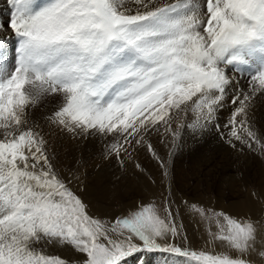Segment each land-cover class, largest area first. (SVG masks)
I'll return each mask as SVG.
<instances>
[{"label": "snow or ice", "instance_id": "snow-or-ice-1", "mask_svg": "<svg viewBox=\"0 0 264 264\" xmlns=\"http://www.w3.org/2000/svg\"><path fill=\"white\" fill-rule=\"evenodd\" d=\"M7 2L9 20L0 23V264H72L45 255L49 244L70 245L83 254L80 264L187 255L174 243L182 229L170 197L163 207L140 202L126 216L98 217L79 194L81 178L57 167L52 138L98 137L106 156L123 163V154L160 131L161 120L175 136L168 109L195 110L207 124L230 103L222 138L237 152L264 154L250 118L254 94L264 95V0H204L203 10L198 0ZM8 29L12 35H3ZM257 52L262 59L246 92L229 73L243 71ZM49 95L61 99L41 125L32 110ZM190 210L215 222L207 243L237 254L192 253L202 264H264V219Z\"/></svg>", "mask_w": 264, "mask_h": 264}, {"label": "rangeland", "instance_id": "rangeland-1", "mask_svg": "<svg viewBox=\"0 0 264 264\" xmlns=\"http://www.w3.org/2000/svg\"><path fill=\"white\" fill-rule=\"evenodd\" d=\"M125 2L128 4H132L133 0H125ZM202 2H204V0ZM4 4L6 7L8 6V8H5L3 12H0V23L6 24L7 21L9 20L8 14H9V10H10V5L6 1L4 2ZM202 4L203 3H201V6H202ZM5 33L12 35L11 30H9V29H8V32H5ZM13 42L14 41H12L9 44L10 49L13 46L12 45ZM241 73L246 74V75L244 78H239V81H241V79L243 80L242 82L238 81L239 86L244 91H248L249 87H250V84L248 82L250 80V73H245V71H242ZM229 74L232 75L234 79H237L236 77H237L238 73L234 74V73L230 72ZM59 102H60L59 97H56L55 95H49L48 97H46L45 99H43L41 101L40 105L37 106L38 108H35L32 110V112H33L32 116L38 117L41 120H43L45 118L44 115L48 112H51L57 106V104ZM189 103H191V102H189ZM226 105H227V106H225L226 110H224L225 114H223V115L217 114V116H216L217 118L214 117L212 120L213 122L212 121L210 122V123H213L215 125L218 124L217 127H215L214 132L211 133V136H210L211 140L209 141V143H211L212 145L227 144L222 137L224 135L228 134V128L225 127V125H226L225 123H227V121L230 117V110L234 107V105H232L230 103H228ZM251 105L252 106H251L250 111L255 110L257 108L256 111L259 110L258 112L261 113V114H252L250 112L251 113L250 114L251 120L253 119L252 120V126L254 125L253 130L256 132V134L258 133L257 134L258 137H259V135L264 137V131L256 126L260 122L264 123V116H263L264 115V110H263L264 109V95H262L260 92L255 93V95L253 96V99L251 101ZM165 106H167V105H165ZM42 108H44V109H42ZM259 116L261 119L259 118ZM215 119H217V120H215ZM257 120H258V122H257ZM253 123H255V124H253ZM158 133L161 135V132L151 131V133L149 135H146L144 143L142 145H136L137 148H134L131 150L130 156L123 154L125 156L123 163H119L117 160H115L116 159L115 157L108 159L109 157H107L105 154L106 153V150H105L106 149L105 148L106 141L102 142L100 147L96 148L95 150H92V152H89L88 154L81 155V157L72 152V151H75V150H73V145L78 144L80 141H82L84 143L91 144V142H92L91 140H93V138H91V139L86 138L83 140L66 138V144H64V145L62 144V147H61V145H59L60 142L56 138V140L54 141V144L59 149H62V150L64 149L65 151H67L68 154H65V156H66V161H67L68 166H67L65 172H67L69 167L74 168L73 169L74 173L76 175H79V177L81 178L82 183H79V182H77V183L79 184V187L82 189V188H84V186L88 185L89 182H91V178L95 175V173L97 172V170L99 168L104 167V168H102V170H103L102 172L105 174H107V171H111V173H112L114 170H118V172H120V173L124 172L123 174H125V172L127 171L125 169L127 167L126 165L129 164V161H130L132 155L134 154V152H136L137 149H142V148L145 149L146 147H148L149 144H151V145H153V143L157 144L158 142H156V141L160 140V139H161L160 145H162V142L163 143L165 142L163 140L162 136H160ZM152 134H153V136H152ZM175 137H176V135L174 136L172 134L168 140L171 142H174ZM53 138H55V136ZM158 138H160V139H158ZM61 142H63V141H61ZM71 143H72V145H71ZM226 146H228V145H226ZM239 154L242 155V157L244 156L243 160H246V161H248L252 156L261 155V153L258 154V152L257 153L248 152L247 150L244 152H237V151L231 152V151H229L228 153H223V152L207 153V155L206 154L201 155V157H199L195 163V164H197V163L202 164L207 158H208V161L212 160L214 163L216 162L215 163L216 168L213 166L211 168L210 167L207 168V170H206V168H203V167L200 169L199 168L197 169L194 167H189L186 162L184 164L185 167H182L180 169H176L177 171L174 170L173 167L171 169L169 167H167L166 168L167 170L161 169V167H160V170H158L157 174H158L159 186L161 187L162 190L159 192H155V194H152L151 197H147V199H145V200L143 198H141V200H143L142 203L145 205L154 203V204L160 205L162 207L166 206L167 198L170 197L173 200L171 207H172L173 212L176 213V223L179 224L181 226V229H182V232H181L182 238L175 239L174 243L176 244V246L181 247L183 252H186L188 254L184 255V254H179V253H162V252L143 253L140 255V257H139V255H138V258H137V256H133V257L128 258L127 261L130 259L132 260V259L137 258L136 264H158L157 261H159V262L161 261V263H162L163 260H165V258L170 257L171 261H174L173 264H202V262L199 261L197 259V257H194L192 255V253H196L197 255H199L200 253L203 252V253H207V254L220 255L218 253L215 254L214 251L210 252L208 249H204L201 246L198 247L199 245L196 247L191 245L190 248H186L188 230H192L194 233H196L197 234V236H196L197 241H199L201 243L200 240H202V238H204L205 241L209 240V228L211 227L212 230H215V228H216L215 222H213L211 225H209V222L207 220L202 219L200 214H198L197 212H195L193 210H190V206L196 205L197 207L206 209L209 212H211L212 210H215L217 212L223 211L225 213L232 215L233 217H238V216H236V215H240L238 212V209H239L238 207H240L242 205V201L247 198L246 197L247 195H252L256 201L260 202V199L258 196V189L256 187V181L258 179H257V176L254 175L255 170L253 169L252 171H250L249 177H245L244 174H243V179L241 178L240 174L236 177V171L237 170L234 168L235 167L234 161L236 160L237 157H239ZM59 155H60V153L56 154L57 167H59V165L61 164V161H62L61 157H59ZM227 157H229V158H227ZM225 158H227L228 160L226 159L223 161L222 159H225ZM105 163H106V165H105ZM79 166L80 167L82 166L81 167L82 169ZM221 168L227 169L225 172V175H224V176H228L226 181H224V180L220 181V177H221L220 175L221 174H220V172L218 173V171H220ZM165 170L168 172L167 178H164L162 176V172H164ZM179 170L181 171V173ZM92 171H94V173L90 174ZM150 174H152V173H146L145 174V175H148L147 177L149 180H151V177H152ZM87 175H88V177H87ZM85 176H86V178H85ZM159 176H160V178H159ZM160 181H161V184H160ZM253 181H255V182H253ZM241 183H244V185L242 187H240ZM76 186H77V184H73V187H76ZM155 189H157V187ZM171 189H174V193H177V196H178V194L179 195L181 194V191H183L184 199H180L181 198L180 196H179V198L177 196H172ZM134 192H135V190H133L131 193H134ZM135 197H137L135 194H133V195L129 194L127 196L126 202L129 203V202L133 201V199H135ZM183 201H186L187 203H183ZM259 209L261 210L262 213L258 214V217L254 218V219H264V212L262 211L264 209V207H261ZM127 214H128V212H126L125 214H123L121 216H126ZM96 216H98V215H96ZM98 217H103L105 219L111 218L109 216H98ZM189 226L191 228H189ZM262 235H264V233H262ZM213 244L218 245V247H220V249H223V250L226 249L220 241H216L215 243H212V245ZM229 251L234 252L233 250H229ZM189 260H191V261H189ZM81 261L82 260H74V261H72V264H80Z\"/></svg>", "mask_w": 264, "mask_h": 264}, {"label": "bare ground", "instance_id": "bare-ground-1", "mask_svg": "<svg viewBox=\"0 0 264 264\" xmlns=\"http://www.w3.org/2000/svg\"><path fill=\"white\" fill-rule=\"evenodd\" d=\"M5 1L7 2V0H0V12H3L5 8H8V6L6 7L4 4ZM202 1L203 0H198V2L200 4L203 3L201 6V8L203 10L204 2H202ZM2 34L6 35V36H10L8 33H2ZM245 75L246 74H240V75L237 74L236 78L239 81V78H244ZM242 81L243 80L241 79V81H239V82H242ZM167 107L168 106H165V108H167ZM42 109H44V108H42ZM224 110H226L225 107L223 109H221L218 114H221V115L225 114ZM256 110H257V108L255 110L250 111V112L252 114H261L258 112L259 110L258 111H256ZM32 114H33V112H32ZM145 115H148V114L145 113ZM45 116H46V114L44 115V117ZM260 116H259V118H260ZM34 118H35L37 123H39L41 125H45V118L43 120H41L38 117H34ZM165 119H171V129L175 130V132H176V134H175L176 137L174 139V142H171L168 140L173 133L171 131H169V132L164 131L163 120H161L160 123L157 125V127L160 128L159 132H161V135L159 133L158 134L160 136H162V138L165 142L164 143L162 142V145H160L161 139L158 138L160 140L156 141V142H158L157 144L153 143L152 147L155 149L156 153L162 159H164L167 162V165H168L167 167H169L170 169L173 167V169L176 170V169H180L182 167H185L184 166L185 162L187 163V165L189 167H194L197 169L198 168L200 169L203 167V168H206V170H207V168H209V167L211 168L213 166L216 168V164H215L216 162L214 163L212 160L208 161V158L202 164H200V163L195 164V163H196V160L199 157H201V155H205V154L207 155V153H216V152L228 153L229 151L236 152V150L230 148L229 146H226L228 144L212 145L211 143H209V141L211 140V137H210L211 133L214 132V129H215V127H217L218 124L216 123L217 125H215L213 123H210L211 121H209L207 124H205L204 120H201L198 118V112L195 110H189L187 112H183V111H179L177 109H168V115L165 116ZM215 120H217V119H215ZM257 122H258V120H257ZM253 124H255V123H253ZM256 126L264 131V123L263 122H260ZM45 131H47V127H45ZM152 136H153V134H152ZM259 137L264 138L261 135H259ZM56 138L59 140V142H60L59 145H61V147H62V144L63 145L66 144V138H68V137L61 138L59 136H55V138H52L55 153L56 154L60 153L59 157H61V160H62L61 164L59 165L58 168L65 172V170L68 166L65 154H68V153L64 149H63L64 150L63 151L62 149H59L58 147L55 146L54 141L56 140ZM61 141H63V142H61ZM91 141H92L91 144L84 143L82 141H80L78 144H74L73 150H75V151H72V152L81 157V155L88 154L89 152H92V150H95L96 148L100 147L101 143L104 142L103 140H101L98 137L93 138V140H91ZM71 145H72V143H71ZM135 148H137V147H135ZM248 152H250V151H248ZM253 153H257V152H253ZM258 154H259V152H258ZM125 155H127V154H125ZM227 158H229V157H227ZM227 158L222 159V160L224 161ZM243 158H244V156L242 157V155L239 154V157H237L235 161L233 160L235 162L234 168L237 170L236 171V177L239 174H240L242 179H243V174L245 177H249L250 171H252L253 169L255 170L254 175L257 176V179H258L256 181V187L258 189V196H259L260 202L256 201L252 195H247L246 196L247 198L242 201V205L240 207H238L239 208L238 212L240 215H236V214L235 215L238 217L247 216V217L256 218V217H258V214L262 213L259 208L264 207V154H261L258 156H252L248 161L243 160ZM108 159H110V158H108ZM137 164L140 165L139 168H137V166H136ZM105 165H106V163H105ZM126 166L127 167L125 169L127 171L125 172V174H123L124 172L123 173L118 172V170H114L112 173H111V171H107V174H105L102 172L103 171L102 168H104V167L99 168L98 170L95 168L97 170V172L91 178V182H89L88 185L84 186V188L81 189L80 195L85 200V202L88 203V205L90 206V211L93 212L95 215L109 216V217L121 216V215L125 214L126 212H128L129 209L134 208L138 203L142 202L143 200H141V198H143L145 200V199H147V197H151L152 194H155V192H159L162 190L161 187L159 186L158 174H157L158 170H160V165L158 164L157 159L153 156L152 152L149 151L148 147H146L145 149L144 148L137 149L136 152H134V154L132 155V157L129 161V164ZM72 169H74V168H72ZM226 170H227L226 168H221V170L218 171V173L220 172V174H221V175L219 174L221 176L220 181L221 180H224V181L227 180L228 176H224ZM93 173H94V171H92L90 174H93ZM146 173H152V174H150L152 176L151 180L148 179V177H147L148 175H145ZM180 173H181V171H180ZM160 176H159V178H160ZM87 177H88V175H87ZM85 178H86V176H85ZM253 182H255V181H253ZM160 184H161V181H160ZM243 185H244V183H241L240 187H242ZM156 187H157V189H155ZM133 190H135V192L131 193ZM171 191H172V194H174L172 196H177V193H174V189H171ZM129 194L130 195L135 194L137 197H135V199H133V201L127 203L126 200H127V196ZM179 196L181 197L180 199H184L183 191H181V194L180 195L178 194L177 197L179 198ZM262 211L264 212V209ZM189 228H191V227L189 226ZM196 236H197L196 233H194L192 230H188L186 248H190L191 245L195 246V247L199 245L198 247L201 246L204 249H208L210 252L214 251L215 254L216 253H218V254L227 253V254H230L233 256L237 255L235 252L229 251L228 249H225V250L220 249V247H218V245H216V244L212 245V244L207 243V240L205 241L204 238H202V240H200L201 241V243H200L199 241H197ZM43 251H44V254L49 256V257L60 258V259H63L65 261H71L72 262L74 260H83L84 259L83 254L76 252L70 245L49 244ZM140 255H139V257H140ZM137 258H138V256H137ZM137 258L132 259V260L130 259L125 264H136ZM252 259L259 260L261 258L254 255L252 257ZM189 261H191V260H189ZM173 262L174 261H171L170 257L165 258V260H163L162 263H161V261L160 262L157 261L158 264H173Z\"/></svg>", "mask_w": 264, "mask_h": 264}]
</instances>
